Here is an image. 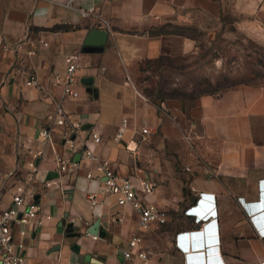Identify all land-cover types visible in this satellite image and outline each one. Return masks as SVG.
Wrapping results in <instances>:
<instances>
[{
  "label": "crops",
  "instance_id": "0c3cea01",
  "mask_svg": "<svg viewBox=\"0 0 264 264\" xmlns=\"http://www.w3.org/2000/svg\"><path fill=\"white\" fill-rule=\"evenodd\" d=\"M242 10L264 25V0ZM222 11L223 0H0V40L9 46L0 45V174L11 183L0 205L10 206L14 184L24 183L40 212V223L16 236L24 264H186V254L191 264H207L193 258L205 250L215 264H264V83L191 102L151 90L164 80L149 62L168 52L164 35L151 32L184 14ZM255 39L264 46V35ZM184 45L193 50L191 41ZM72 54L77 98L63 94ZM31 75L40 85L27 84ZM72 131L74 150L65 143ZM85 147L98 160L84 159ZM57 157L77 164L61 171ZM103 164L138 189L143 180L157 183L154 193L138 195L167 212V245L156 249L138 212L100 193ZM179 233L188 235L183 244ZM133 238L136 254L125 259ZM240 242L260 263L243 256Z\"/></svg>",
  "mask_w": 264,
  "mask_h": 264
},
{
  "label": "rangeland",
  "instance_id": "374dc122",
  "mask_svg": "<svg viewBox=\"0 0 264 264\" xmlns=\"http://www.w3.org/2000/svg\"><path fill=\"white\" fill-rule=\"evenodd\" d=\"M259 1L223 0L220 18L184 14L186 19L153 30L152 35H164L168 52L149 62L164 80L161 89L151 90L191 102L200 94L264 83V46L255 39L264 35V25L255 23L256 13L242 10ZM185 40L193 43V50H187ZM6 180L0 174V195L11 185ZM165 226L167 223L146 231L156 249L168 244Z\"/></svg>",
  "mask_w": 264,
  "mask_h": 264
},
{
  "label": "built area",
  "instance_id": "2783aa9c",
  "mask_svg": "<svg viewBox=\"0 0 264 264\" xmlns=\"http://www.w3.org/2000/svg\"><path fill=\"white\" fill-rule=\"evenodd\" d=\"M0 45L5 48L9 47L3 40H0ZM66 61L67 75L63 85V94L77 98L80 96V82L76 75L79 68L78 56L76 54L69 55L66 58ZM27 84L30 86L40 85L38 78L34 75L29 77ZM126 125L127 119L124 118L120 128H123ZM76 128L77 130H74V133L79 131V125L76 126ZM148 130V127L142 129L143 132H148ZM72 133L73 131L66 134L65 143L71 150H74L75 143ZM121 133L122 132L120 131L116 140L122 135ZM42 135L46 139H49L50 130L44 129ZM92 136L96 143L102 141V137L98 132H93ZM82 157L90 161L98 160L97 155L88 147H85L82 151ZM56 160L59 170L61 171H68L71 164H77L71 159H65L63 157H57ZM28 166L31 171H36L37 169L34 161H31ZM100 169L102 170V178H97L102 181L100 193L115 197L119 205H131L139 214V226L141 229H150L154 226L161 227L166 223L168 218L167 212L160 209V207L155 204L144 203L138 195L139 189L146 194L154 193L157 189V183L155 181L143 180L138 189L131 179L121 177L115 170L110 168L108 164L101 165ZM87 178L92 177L91 175H88ZM97 196L98 195L96 194L90 195V199L93 201V206L99 204V202H96ZM39 215V208L27 185L24 183L14 184L11 205L8 207H2L0 205V264H24L25 256L18 252V249H23L25 243L23 240L16 241V236L19 235L22 238L26 237L29 234L28 227L33 222L40 223ZM178 236L181 239L182 244L187 241L188 235L186 233H179ZM137 240V238H133L129 242L128 248L123 250V256L125 259H132L136 254L134 248L137 245ZM240 245L244 257H249V260L255 263H260L255 255L251 253L246 242H240ZM138 256L145 262L147 261L148 256L146 252L140 251L138 252Z\"/></svg>",
  "mask_w": 264,
  "mask_h": 264
},
{
  "label": "water",
  "instance_id": "95a60500",
  "mask_svg": "<svg viewBox=\"0 0 264 264\" xmlns=\"http://www.w3.org/2000/svg\"><path fill=\"white\" fill-rule=\"evenodd\" d=\"M94 34H97V33H93V35ZM91 40H89V42H90ZM91 90V89H90ZM98 226H99V224H98V222H96L95 223V225H94V229L96 230V228H98ZM68 227L70 228V230L72 231L73 230V225L72 224H69L68 225ZM204 254H205V256L203 255V253H201L200 252V254H195V255H193V258L194 259H198V260H202L203 258H205V261L207 262V264H215V262H216V259H215V257L211 254V251L210 250H205L204 251ZM88 259H90L91 258V256L89 255L88 257H87ZM95 263H97V264H103V262L100 260V259H95Z\"/></svg>",
  "mask_w": 264,
  "mask_h": 264
},
{
  "label": "clouds",
  "instance_id": "9594fccd",
  "mask_svg": "<svg viewBox=\"0 0 264 264\" xmlns=\"http://www.w3.org/2000/svg\"><path fill=\"white\" fill-rule=\"evenodd\" d=\"M185 261H186V264H191L190 263V255L189 254H186V257H185Z\"/></svg>",
  "mask_w": 264,
  "mask_h": 264
}]
</instances>
